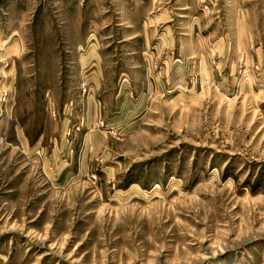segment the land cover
Segmentation results:
<instances>
[{
	"label": "rangeland",
	"instance_id": "374dc122",
	"mask_svg": "<svg viewBox=\"0 0 264 264\" xmlns=\"http://www.w3.org/2000/svg\"><path fill=\"white\" fill-rule=\"evenodd\" d=\"M0 264H264V0H0Z\"/></svg>",
	"mask_w": 264,
	"mask_h": 264
},
{
	"label": "crops",
	"instance_id": "0c3cea01",
	"mask_svg": "<svg viewBox=\"0 0 264 264\" xmlns=\"http://www.w3.org/2000/svg\"><path fill=\"white\" fill-rule=\"evenodd\" d=\"M147 23V22H146ZM147 33H149V31H147ZM147 36V35H146ZM142 38L144 39V40H141L142 41V43L143 44H145L146 43V41H145V37H143L142 36ZM161 39V38H160ZM171 42H173V40H170ZM159 45V44H158ZM159 47V46H158ZM157 47V48H158ZM159 49V48H158ZM156 50V49H155ZM145 56V55H144ZM148 59V57L146 56V57H144V60H142V58L140 57V61H142L143 63L146 61ZM150 59H152L151 57H150ZM150 61V60H149ZM152 61V60H151ZM155 61L157 62L158 60H157V57H155ZM168 63H172V59L170 60V61H168ZM172 66V65H171ZM170 74V72H169V69H168V71H167V73L166 74H163V72L161 71V72H159V73H156L155 74V76H154V79H155V82H154V84H149V87H150V89H151V91H149L150 92V94H153V95H157V92H160L161 91V88H162V81L161 80H163V77L165 76V77H167L168 75ZM164 75V76H163ZM167 75V76H166ZM150 78H152V77H150ZM171 78H173V76H172V74H171ZM152 85V86H151ZM146 95V94H145ZM147 96V95H146ZM150 105H149V103H147L146 104V109H149L150 107H149ZM144 107V108H145ZM89 137V136H88ZM87 137V138H88Z\"/></svg>",
	"mask_w": 264,
	"mask_h": 264
}]
</instances>
